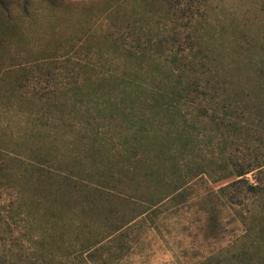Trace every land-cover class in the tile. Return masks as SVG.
Segmentation results:
<instances>
[{"label": "rangeland", "instance_id": "rangeland-1", "mask_svg": "<svg viewBox=\"0 0 264 264\" xmlns=\"http://www.w3.org/2000/svg\"><path fill=\"white\" fill-rule=\"evenodd\" d=\"M1 2L0 264H97L91 249L184 181L218 192L205 200L219 209L217 234L192 220L196 202L158 226L145 218L123 229L111 246L123 247L119 264L212 256L218 264H264L254 254H264V166L246 174L251 181L257 174L259 194L220 191L234 164L252 161L245 148L253 152L260 135L245 124L225 128L228 116L213 102L257 91L264 110V77L255 73L264 70V0ZM158 38L195 56L190 94L168 93L148 76L158 73L156 55L142 53L166 49L143 47ZM179 41L187 48H175ZM129 154L144 164L131 177L142 178L116 183L107 171L131 162ZM45 190L60 195L59 212L43 201Z\"/></svg>", "mask_w": 264, "mask_h": 264}, {"label": "trees", "instance_id": "trees-1", "mask_svg": "<svg viewBox=\"0 0 264 264\" xmlns=\"http://www.w3.org/2000/svg\"><path fill=\"white\" fill-rule=\"evenodd\" d=\"M23 3H27V0H22ZM0 3L4 5V3ZM6 6V5H4ZM164 41L169 42L166 39H157L154 43L150 42L144 45L143 48H150L151 50L156 49H166L165 55L163 56V53L161 52H143L142 56L149 55L147 53L155 54L152 64V69L157 71L158 73L154 72H148V76H151L155 82L162 83L164 86L162 87V90L166 89L167 92L171 94H175L182 92L185 90L186 94L189 93V89L193 86H195V83L197 82V78L195 75H193L192 66L194 62L195 56H190L188 54H183L182 52H178L177 49H174L175 42L170 41L172 44L166 45L163 43ZM165 44V45H164ZM166 46V47H165ZM175 48L178 49H185L187 48L185 45H182L180 41L177 43V46ZM129 52V51H128ZM129 54H132V51L129 52ZM128 56V55H127ZM202 62V61H201ZM158 67V68H157ZM160 68V69H159ZM191 69V70H190ZM255 73L258 75L259 82H261L262 76L264 77V70H257ZM204 77H200L201 79ZM209 79V78H208ZM205 79V80H208ZM197 87V86H195ZM258 87L260 85L258 84ZM161 88V87H160ZM159 88V89H160ZM187 90V91H186ZM246 91V92H245ZM244 92H241L237 95L234 94H226L221 96L218 100H214L216 106H220L221 114L225 117L228 116V120H226L227 125H225V128L229 125L230 127L234 126H241L246 125L248 128H252L253 131H256L260 137L259 139L261 141H258V145H256L254 148H252L253 152L250 151V145L247 142L246 151L249 154V160L250 163L245 166H240L237 164H234L235 170L234 172H231L228 176H226L227 180L229 179L230 182L227 183V185H224L220 191H223L224 189H228L229 187H235L236 189H241L247 192H251L253 194H259L260 193V185L257 181V174L254 175L253 181L248 179L246 177V174L253 172L257 170L258 168L264 166V110L261 109L260 105L257 104L253 97H259L260 92L254 91L253 95L248 91L245 90ZM173 92V93H172ZM257 92V94L255 93ZM161 96V94H159ZM237 96V97H236ZM162 97V96H161ZM214 98V97H213ZM263 106V105H261ZM264 107V106H263ZM264 109V108H263ZM229 129V128H227ZM228 142V141H227ZM249 151H248V150ZM263 150V151H261ZM128 151V150H127ZM135 155V154H134ZM125 156V152H119L116 155V158L120 159ZM130 158H132V161L129 160L125 162V164H122V161H118L116 163H113L111 167H113L114 164H116V169H112L109 172L110 178L114 180L116 183H118L117 180H125L128 185L131 184V182L134 183L135 180L140 179L142 177L132 176L130 174H134L135 171L144 169L143 165L139 163V159L133 158V155L131 156L129 154ZM146 157L147 156H143ZM228 160H232L233 162V156L229 155L226 157ZM146 162L147 159H146ZM137 166L139 167L138 169ZM147 166V165H146ZM145 166V167H146ZM136 169V170H135ZM1 163H0V173H1ZM45 171V170H44ZM101 171V170H99ZM164 171V168H163ZM105 175L106 171L103 172ZM115 173V175H114ZM157 173H161V170H157ZM56 176L57 180L55 184H59V174L52 173ZM197 175L200 173H196ZM120 183V182H119ZM187 181H184L183 184L178 185L176 187H173L171 190L167 191L164 196L156 198L153 202H149L146 206H142L141 209H139V213L132 219V221L126 223L116 231L110 238H108L106 241H103V243L99 244L98 247L93 248L90 250L88 255L91 257V260L96 262L97 264H119L122 259L125 256L123 247H117V248H111L114 241L117 238H120L123 234V229L129 227L131 224H144V219L149 218L150 222L152 223L151 226H158L161 223H164L165 220L175 214V212H179L184 207H192L194 203L200 202L201 206L199 209H194V213L196 216H194V219H196V222L198 223L199 229L205 230L207 229L209 234L216 235L219 230L220 225V214L219 209L217 208L216 204H208L205 203V200H212L213 198H219L218 192L214 191H205L200 192L195 190L191 185H185ZM0 185H2V181H0ZM40 185V184H39ZM43 185V184H42ZM46 186H50V184L46 183ZM52 185V184H51ZM155 187L152 189L150 188L148 193L151 196H155L156 190H154ZM41 189H44L43 187ZM42 192L43 196L45 192ZM54 193H49L47 196H44L45 200L50 203V205L54 209L56 208V202L57 200H60V195H53ZM62 194V193H60ZM63 195V194H62ZM213 197V198H212ZM42 201V203H43ZM54 209H48L50 211H55ZM58 210V209H57ZM59 212V210H58ZM197 212V213H196ZM58 214V213H57ZM148 217H145V216ZM125 236V235H124ZM143 238V237H141ZM140 238V239H141ZM65 244V243H64ZM244 246V245H243ZM246 249V247H243ZM103 251L105 252V255H103ZM99 257V260H96L94 257ZM254 254H258L261 256V258H264V254L259 253L256 249H254ZM116 258V260H114ZM256 261L254 263L250 264H258ZM196 264H218L215 263L214 257H207L200 261H198Z\"/></svg>", "mask_w": 264, "mask_h": 264}]
</instances>
